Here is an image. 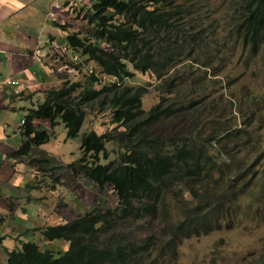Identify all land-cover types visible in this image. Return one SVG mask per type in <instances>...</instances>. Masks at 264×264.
<instances>
[{
  "label": "trees",
  "instance_id": "16d2710c",
  "mask_svg": "<svg viewBox=\"0 0 264 264\" xmlns=\"http://www.w3.org/2000/svg\"><path fill=\"white\" fill-rule=\"evenodd\" d=\"M88 1L81 20L90 34L66 36L71 54L81 60L66 63L82 78L45 90L43 101L26 110L27 140L17 152L26 154L29 147L46 143L55 123H62L67 139L78 137L96 105L107 114L111 128L101 134L83 132L80 157L67 168L98 189L110 186L117 202L41 227V243L19 241L6 251L5 264H160L174 256L182 238L218 224V216L236 221L237 191L258 187L254 160L240 167V159L233 161V173L226 175L216 159L221 152L215 145L227 131L217 129L226 111L223 92L217 94L222 87L210 81V93L201 80L178 87L194 70L179 74L177 66L190 62L196 70L207 71L219 55L211 37L215 31L203 25L201 7L196 6L201 0ZM235 3L237 21L230 37L254 54L264 43V0ZM134 72L149 73L158 82V100L147 110L142 106L146 88L129 83ZM207 97L212 101L199 111ZM43 121L49 126L39 129L37 123ZM41 168L50 172L44 162ZM56 168H51L55 174ZM54 241H64L65 248Z\"/></svg>",
  "mask_w": 264,
  "mask_h": 264
},
{
  "label": "rangeland",
  "instance_id": "374dc122",
  "mask_svg": "<svg viewBox=\"0 0 264 264\" xmlns=\"http://www.w3.org/2000/svg\"><path fill=\"white\" fill-rule=\"evenodd\" d=\"M169 1L177 4L190 0ZM88 2V0H84V4L81 6L86 9ZM235 2H239V0H201L199 5L196 4L197 7H201L203 25L205 24L210 30L215 31L211 37L216 42L219 55H216L217 60L209 66L210 69H206L207 71L205 69L196 70V67H193L190 62L180 64L175 70L179 74L183 70H194L193 74H189L186 81L178 86L181 90L186 88L188 83L192 84L193 80L203 81L209 86L208 92L210 93L212 92L210 81L215 87H222L217 94L223 92L222 100L226 102V111L221 112L220 125L217 129L227 131L221 134L220 143L215 145L216 150L221 152V155L216 154V159L221 163V170L226 172V175L233 173L230 172L234 170L233 161L237 163V160L240 159V164H236L240 167L242 164H246V160L249 162L254 160L257 163V170L260 172L258 187L253 192L251 188L237 191L239 197L234 200L236 221L229 215L218 216V224L198 234L182 238L178 242L174 256H168L160 264H260L264 258V43L256 49L257 51H254V54H251L239 40L230 37L232 24L237 21V16L233 12V9L237 7ZM78 18L76 16L74 20L76 21ZM80 19L76 28L84 35L90 34L91 28ZM66 65L67 67L60 73L61 77L65 79L69 77H66L65 74L71 75L70 80L72 81L82 78V73L74 75L72 70V73H66L71 69L69 63ZM90 69L89 67L88 70ZM134 73V77L129 83L133 86L140 85L146 88L142 106L147 110L158 100L155 90V85L158 82L155 76L149 73ZM47 89L49 88L45 90ZM189 89H183L184 94ZM45 90L42 91V96ZM207 95L209 96V93ZM209 100L210 97H207L205 105L200 107L199 111L209 106ZM41 101H43V97H35L32 102L36 105ZM95 106L91 107L92 110L85 118L76 138H66L61 122L55 123L52 128H49V132H53V134L46 143L39 146V149L42 153L48 154L47 157L57 165V174H55L57 179L56 182L51 183L54 185V194L49 196V193L42 187L41 198L38 201L29 206L22 204V207L27 209V213L22 212L18 216L22 218L26 214L32 215L33 226L30 224L31 219H12L9 212L6 217H3L0 211V264H5V251L20 244L16 238L19 229L29 228L27 232L21 234L20 238L23 240L41 243L38 227L61 221V215L65 220L70 219L68 215L73 219L78 213H83L89 207L109 208L116 204L117 198L110 186L98 189L92 181L82 176L73 175L67 168V164L75 162L80 157L79 141L83 132L94 130L101 134L111 128L107 114L104 113V115L101 111H97ZM37 125L39 129L49 126L45 121L38 122ZM239 135H241L240 138L229 141L233 136ZM107 147L110 148L109 145ZM33 153L36 161L30 163L42 167L44 161L41 153L37 148ZM229 154H232L233 158H230ZM222 156L225 160L222 159ZM256 157L259 158V161ZM45 165L46 162H44ZM28 172L26 170L25 174ZM44 183L50 184V177L44 176L41 170L37 169L32 172L31 178L26 179L23 190H27V193L30 191L39 192L33 186L35 184L44 186ZM199 184H203V182L201 181ZM185 197L188 198L187 195ZM21 199L24 200L25 197ZM191 203L193 206L194 202L191 201ZM6 205L11 204L7 202ZM55 205L56 217L54 215ZM34 209L40 211L41 214L34 216L35 211H32ZM16 229L18 230L16 231ZM54 242L58 243L61 250L66 246L64 241Z\"/></svg>",
  "mask_w": 264,
  "mask_h": 264
},
{
  "label": "crops",
  "instance_id": "0c3cea01",
  "mask_svg": "<svg viewBox=\"0 0 264 264\" xmlns=\"http://www.w3.org/2000/svg\"><path fill=\"white\" fill-rule=\"evenodd\" d=\"M83 10L77 0H0V211L3 217L9 212L12 219H31L32 226V215L20 218L18 214L27 213L22 204L29 206L41 198L42 187L49 196L54 194L51 183L56 182V175L51 168L56 165L50 159L44 161V170L50 172L43 173L41 165L30 163L36 161V158L32 159L33 151L36 148L40 151L39 146L29 147L30 151L26 154L17 152L27 140L20 119L28 108L34 106L32 101L35 97H43V90L70 80L71 75L65 74L69 76L65 79L60 76L66 68L62 64L72 56L71 51H65L63 47L68 33L84 35L76 28ZM76 16L79 18L75 21ZM66 73H72L71 69ZM7 80H17L19 84H7ZM43 154L46 159L48 154ZM37 169L50 177V184H35L33 188L39 192L27 193L23 185ZM26 170L29 172L25 174ZM22 197L25 199L22 200ZM7 202L11 205H6ZM54 210L56 217V205ZM32 211H35L34 216L41 214L35 209ZM68 218L72 220L69 215ZM28 230L27 227L19 229L16 233L18 241H26L20 236Z\"/></svg>",
  "mask_w": 264,
  "mask_h": 264
},
{
  "label": "built area",
  "instance_id": "2783aa9c",
  "mask_svg": "<svg viewBox=\"0 0 264 264\" xmlns=\"http://www.w3.org/2000/svg\"><path fill=\"white\" fill-rule=\"evenodd\" d=\"M77 2L80 4V5H83L84 4V0H77ZM83 17V12L81 13V18ZM74 60H76L77 58L74 57L73 58ZM7 84H11V85H18L19 84V81L17 80H7L6 81ZM24 124V119L21 118L20 119V125H23Z\"/></svg>",
  "mask_w": 264,
  "mask_h": 264
},
{
  "label": "clouds",
  "instance_id": "9594fccd",
  "mask_svg": "<svg viewBox=\"0 0 264 264\" xmlns=\"http://www.w3.org/2000/svg\"><path fill=\"white\" fill-rule=\"evenodd\" d=\"M83 8H84V7H83ZM81 13H82V12H81ZM81 19H83V18H81ZM81 19H80V20H81ZM63 49H64L65 51H69V47H68V45H67V44L64 45ZM74 57H76L77 59L74 60V59H73ZM70 60L73 61V62H76V63L79 62V61H81L80 58H79V56H78L77 54H72V56L69 58V60H66V61H70ZM64 65H66V62L63 64V66H64ZM66 67H67V65H66ZM71 70H72V68H71ZM90 70H91V69H90ZM22 118H23V117H22ZM23 119H24V118H23ZM24 121H25V120H24ZM21 126H23V125H21Z\"/></svg>",
  "mask_w": 264,
  "mask_h": 264
}]
</instances>
